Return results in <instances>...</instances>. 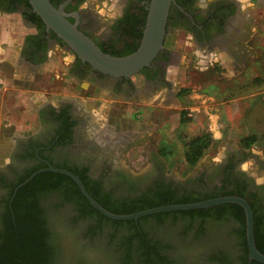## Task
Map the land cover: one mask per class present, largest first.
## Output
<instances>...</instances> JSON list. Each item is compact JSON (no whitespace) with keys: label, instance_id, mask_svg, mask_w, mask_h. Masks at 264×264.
Wrapping results in <instances>:
<instances>
[{"label":"flooded vegetation","instance_id":"1","mask_svg":"<svg viewBox=\"0 0 264 264\" xmlns=\"http://www.w3.org/2000/svg\"><path fill=\"white\" fill-rule=\"evenodd\" d=\"M17 1L0 0V13L18 12L23 21L35 28L21 15L22 11L30 10L23 2L17 4ZM52 1L57 7L65 0ZM179 1L181 4L173 3L172 13L166 20L161 50L147 66L128 76H112L91 68L78 59L64 42L58 41L52 32L44 29L45 34L39 36L45 44V58L48 51L56 49L60 52L64 65L61 70L70 79V89L75 91L78 88L83 98L109 103L108 116L98 120L100 117L88 114L75 99L77 95L73 94L64 99L60 97L54 103L42 102L34 113L35 126L22 133L21 137L5 143L7 160L0 163L1 178L6 182L12 181L25 168L35 164L32 157L24 154L25 149L29 151L35 145L34 153L40 150L43 156L38 157L39 160L83 173L88 185L95 186L100 194L106 195L112 202L129 194L123 189L124 186L133 188L131 194H138L145 186L161 179L170 182L180 193L209 191L219 187L223 179H226L227 186L237 181L243 183L249 194L248 199L256 209L255 215L260 220L264 235V159H254L256 169L251 174L249 169L245 171L241 168L246 157L245 149L239 145L234 148L226 145L219 158L206 163H199L198 160L189 173L176 179L168 175L163 166L165 160L160 155L163 146L158 139L154 142V134L120 125L126 113L129 116L135 113H148L149 116L158 111L161 113L166 108L168 94L173 93L172 97L177 98V93L171 90L169 78L172 68L168 62L173 58L172 49L165 45L166 38L174 30L179 29L188 35L195 48H210L212 45L223 47L236 63L243 59L242 40L252 28L248 8L264 6V0ZM146 2L68 0L62 10L66 19L100 50L114 55L116 52L122 54L121 51L128 49L135 41L132 39L134 29L138 28L135 20L142 16ZM99 8L111 12L102 14ZM40 31L36 30L37 33ZM37 56L42 57L43 53L39 52ZM38 61L35 64L41 63ZM80 82H85L86 87H81ZM161 120L159 116L158 121ZM157 131H160V127L153 129L152 133ZM149 135L154 144L149 140ZM132 152H140L144 166L135 170L126 167L125 157ZM7 192L5 187L0 188V212ZM38 206L46 230L58 233V258L61 257L59 259L63 263L117 264L116 258L121 251L116 242L108 243V226L102 225L89 235L87 229L93 221L86 217L76 218L73 204L60 202L55 194L40 198ZM171 217L165 215L159 223L154 219L147 222L138 218L132 220L137 234L132 240L133 245L142 241L147 244L144 247H157L158 254L171 260L170 264H260L253 262L255 260L248 263L245 233L242 242L234 232L238 225L233 219L228 218L223 222L206 219L197 233V219L188 229H184L180 215L175 216L177 221L173 223L170 222ZM52 241V238H48L49 245H52ZM133 250L130 254L134 257Z\"/></svg>","mask_w":264,"mask_h":264},{"label":"trees","instance_id":"2","mask_svg":"<svg viewBox=\"0 0 264 264\" xmlns=\"http://www.w3.org/2000/svg\"><path fill=\"white\" fill-rule=\"evenodd\" d=\"M20 1L25 4L27 7L26 9L30 10V12L22 11V17L34 24L36 30L41 29L40 33L26 35L21 53L26 60L34 63L38 60L42 61L45 58L44 54L46 48L42 41V37L39 35L45 34L44 25L39 17L31 10L27 0H19L17 4H20ZM148 1L149 0H147L146 3H148ZM49 2L55 7L52 0H49ZM174 2L176 4H181L179 0H174ZM12 8L14 9L15 6ZM172 8H174V4L170 5L167 18L170 17ZM145 14L146 10H143L142 16L135 20L138 28L134 29L132 33L133 37L131 36L132 39H135L133 44L128 49L121 51L122 54L116 52L118 55L114 54L115 56L125 55L133 51L137 46L141 36ZM57 40L59 41L60 39L57 37ZM101 51L108 53L102 49ZM39 52L43 53L42 57L37 56ZM184 93H186V89L180 88L177 95L180 96ZM183 117L179 119L180 122L186 119ZM212 141L213 139L208 131L200 132L184 140L182 153L184 164L188 168L193 167L202 157ZM254 142L255 135L249 134L240 137L238 145L246 149ZM164 148L165 147H162L160 149V155H164L168 152V149ZM34 149H36L35 145L31 146L29 151L25 149L24 154L32 157L36 161L35 164L31 165L29 168H25L12 181L6 182L0 176V188L5 187L8 190L5 199L2 200L4 207L0 212V264H47L52 261L54 264H65L59 259L61 257L58 258V252L60 250L59 241L57 240L58 233L51 230L50 234L44 227L42 218L39 215L40 209L38 201L48 194H55L60 202H70L73 204L76 218L86 217L92 220L93 224L88 226L87 229L89 235H92L95 230H99L102 225L108 226L109 232L106 234L108 243L113 241L116 242L118 249L121 251V254H119V256L117 255L116 258L117 264L171 263V260L160 256L157 247L153 245L144 247L147 244L141 243L142 241H137V243L133 245L132 240L137 237L133 229V221L113 220L100 214L88 204L78 190L76 184L64 174L51 171H40L33 175L23 185L17 187L12 194L17 184L21 183L33 171L45 167L44 162L39 160V158L43 157L41 151L38 150L35 154ZM50 165L57 168H64L74 173L91 198L101 207L115 214L132 213L164 204L200 201L219 195L239 196L247 202L251 209L254 246L260 253L264 254V235L260 228V220L255 215L256 209L254 205H252V201L248 199L249 194L246 193L243 183L234 181V184L227 186L226 179H223L219 187L209 191L180 193L176 188L171 186L170 182H165L161 179L145 186L138 194H131L133 188L124 186L123 189L127 190L131 195L126 194L125 197L123 196L119 200L112 202L106 195L100 194L95 186H89L87 178L83 173L56 164ZM165 215L172 216L170 220L171 223L177 221L176 215H180L184 229H188L193 223L192 221L197 219V233L201 231V224L206 219H210L212 222H223L231 218L238 225L234 231L236 236L239 237L242 242L244 241V215L241 207L235 203L227 202L206 208L159 212L139 217L138 220L147 222L154 219L159 223ZM48 238H52V245H49ZM132 249H134V257L130 254ZM253 262L258 263L257 261Z\"/></svg>","mask_w":264,"mask_h":264},{"label":"rangeland","instance_id":"3","mask_svg":"<svg viewBox=\"0 0 264 264\" xmlns=\"http://www.w3.org/2000/svg\"><path fill=\"white\" fill-rule=\"evenodd\" d=\"M105 10L106 9L99 8L102 14L111 12ZM247 14L250 18V26L252 28L242 40L245 51L243 66H249V64L253 62L254 66L258 65L260 69L262 68L264 70V6L260 8L249 6ZM10 19H15L18 22L21 21L18 12L0 13V27L3 29L4 23L5 26L8 27L7 23L10 22ZM188 37V35L178 29L174 30L165 40V45L171 47L173 54V58L168 62L172 68V74L169 76L172 82L171 90L177 93L180 88H184L186 89V93L180 96L177 95V98L172 97L173 93L170 95L168 94L166 108L164 111H161V113L158 111L150 116L147 115L148 113H143L142 115L135 113L132 116L126 113L125 116H122L123 119L120 124L124 128L126 127L154 134L152 138L154 142L158 139L160 145L165 147L164 149H168V152L163 155L165 160L163 166L166 172H168V175L176 179H181V177L185 176L192 169V167L188 168L184 164L182 158L183 141L187 138L203 131H208L211 134L213 141L199 159V163H206L210 162L212 159L219 158L226 145L230 148L239 147V139L225 137V135L221 138H214L216 135V132L214 135V130H216V127L218 128V125L214 124L213 118L210 115L211 111L208 109L211 105L210 102H212L208 96L211 93H216L217 95L223 92L225 82L223 81L222 73H224L225 69L222 65L228 60L220 59V62L214 63L212 66L207 64L199 66L197 64V48L193 46ZM0 45L4 48L3 44ZM47 55H49V57L47 56V60L49 61L50 69L47 71V75H45V72L43 74L40 72L35 75L38 84H33V87L46 91L48 94L46 98L51 103H54V101L60 97L64 99L69 94L77 95L75 99L79 104H82L88 114L93 117H100L98 120H101L102 117L105 119L108 116L107 109L109 103L105 104L106 102L103 100L83 98L81 96L82 92L78 90V88L75 91L79 93L70 89V79L66 78L64 72L61 70L64 69L61 53L53 49V52L50 51ZM11 56L14 57V53H12ZM46 63L47 62H43V64ZM246 70L245 79L242 73L238 75L235 73V76H240L242 78L241 80L239 78L241 82H244V80L246 82L251 76L252 70H249V68ZM238 85L239 88L235 89L234 93H238V95L245 94V101L250 106H253L249 109V112H247V110L245 112L241 111L242 115L240 116L243 118V123L250 126L246 132H249L250 129L251 132L258 133L255 135V142L249 148L245 149L246 157L245 161L241 164V168L245 171L249 169L251 174H254L256 169L253 163L254 159H264V92L252 95L254 91L248 84ZM80 86L85 88V82H80ZM6 98L7 97L0 93V106L1 103L5 102L9 108L14 107L15 100L12 97L8 100ZM33 100L32 97L23 98L20 104L17 105L16 111L18 112V109H20L30 114L36 108V102L34 103ZM3 109L5 110V108ZM109 113L111 114V111ZM159 116L162 118L160 122L158 121ZM183 116L187 120L185 119L180 122L179 119ZM154 117H156V119H154ZM244 119H246L245 122ZM26 125L33 128L35 123L32 122L29 124L27 120ZM159 127L160 131L152 133L153 129L155 130ZM16 132L17 130L14 131L12 128L0 130V163L7 160L5 143L9 142V140H13L11 138L14 137ZM259 132L262 133L259 134ZM150 136L151 135H149V137L147 136L149 140L151 139ZM152 139L151 142L154 144ZM151 142L150 144H152ZM139 156H141L140 152H132L126 156L124 161L126 167L135 170L136 168L144 166L143 157L141 156V160Z\"/></svg>","mask_w":264,"mask_h":264},{"label":"crops","instance_id":"4","mask_svg":"<svg viewBox=\"0 0 264 264\" xmlns=\"http://www.w3.org/2000/svg\"><path fill=\"white\" fill-rule=\"evenodd\" d=\"M8 27L3 24V29L0 27V44L4 45V48L0 45V93L3 94L8 100L12 97L15 100L14 107H8L5 102L1 103L0 106V130L12 128L17 132L14 137L11 138L15 140L21 137L22 133L28 131L27 120L29 124L34 122V113L37 107L42 102H49L46 98V91L40 88H34L33 84H38L36 82L35 75L44 72L47 75L49 71V61L47 56L39 64H35L32 61L26 60L24 55L21 53L24 46V39L26 35H33L36 32L35 28L21 19L17 21L15 19H10L7 23ZM18 52V54H17ZM50 51H48L49 53ZM198 53L197 64L212 66L214 63L220 62L224 59L228 61L222 66L225 71L223 74V92L216 95V93H211L208 98L212 101L208 109L211 111L210 115L213 118L214 124L218 125L214 130V138H221L223 135L225 137H232L239 139L244 135H256L258 133L246 132L250 127L243 123L242 112H249L253 106H250L245 101V94H235V89L239 88L238 84H248L250 88L253 89L254 93L252 95L260 94L264 92V70L258 66L253 65V62L249 66H243L244 59L233 63V59L226 54L223 47L217 45H212L210 48H197ZM14 53V57L11 54ZM245 55V51H244ZM207 57V58H206ZM244 58V56H243ZM43 62H47L43 64ZM252 70L250 78L245 82L240 81L242 78L240 76H235V73L241 74L245 79L246 69ZM240 78V80H239ZM49 83V82H47ZM46 93V94H45ZM14 96V97H13ZM227 96V97H226ZM32 97L36 108L30 114L27 111H21L16 107L20 104V101L24 98ZM11 98V99H12ZM173 99V98H172ZM208 103V104H210ZM5 108V110L3 109ZM8 110V111H7ZM246 119H244V122ZM252 127V126H251ZM255 128V127H254ZM262 132H259V134ZM220 136V137H219ZM256 137V136H255ZM11 140V141H13ZM10 141V140H9ZM1 143V142H0Z\"/></svg>","mask_w":264,"mask_h":264},{"label":"water","instance_id":"5","mask_svg":"<svg viewBox=\"0 0 264 264\" xmlns=\"http://www.w3.org/2000/svg\"><path fill=\"white\" fill-rule=\"evenodd\" d=\"M68 0H65L57 7H54L49 0H27L31 10L39 17L45 30L51 31L58 37L67 48L81 61L86 62L91 68L112 76H128L137 73L141 68L147 66L161 50L164 36L166 34V18L168 10L174 0H149L145 10V18L141 30V36L133 51L115 56L101 51L94 42L77 29L76 25L69 22L62 7ZM45 167L33 171L17 187L27 182L33 175L40 171H51L68 176L77 186L88 204L100 214L113 220H135L141 216L167 212L173 210H188L206 208L221 203H235L241 207L244 215V233L247 246V259L255 260L264 264V254L260 253L254 246L252 235V213L247 202L236 195H219L206 198L200 201L188 203L164 204L147 209H142L127 214H115L107 211L95 202L86 192L79 178L64 168L51 166L44 161Z\"/></svg>","mask_w":264,"mask_h":264},{"label":"built area","instance_id":"6","mask_svg":"<svg viewBox=\"0 0 264 264\" xmlns=\"http://www.w3.org/2000/svg\"><path fill=\"white\" fill-rule=\"evenodd\" d=\"M0 83H1V81H0Z\"/></svg>","mask_w":264,"mask_h":264}]
</instances>
